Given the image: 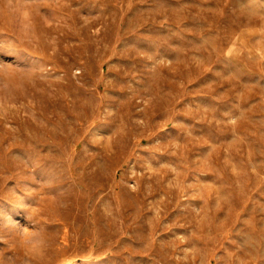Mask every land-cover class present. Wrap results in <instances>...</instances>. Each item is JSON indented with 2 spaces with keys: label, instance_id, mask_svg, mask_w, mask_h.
<instances>
[{
  "label": "rangeland",
  "instance_id": "374dc122",
  "mask_svg": "<svg viewBox=\"0 0 264 264\" xmlns=\"http://www.w3.org/2000/svg\"><path fill=\"white\" fill-rule=\"evenodd\" d=\"M0 264H264V0H0Z\"/></svg>",
  "mask_w": 264,
  "mask_h": 264
},
{
  "label": "clouds",
  "instance_id": "9594fccd",
  "mask_svg": "<svg viewBox=\"0 0 264 264\" xmlns=\"http://www.w3.org/2000/svg\"><path fill=\"white\" fill-rule=\"evenodd\" d=\"M20 238L23 243L33 249H41L45 246L46 240L44 235L39 230H30L27 227H22L20 230Z\"/></svg>",
  "mask_w": 264,
  "mask_h": 264
}]
</instances>
